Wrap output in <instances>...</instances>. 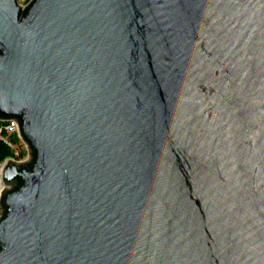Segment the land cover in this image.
Returning <instances> with one entry per match:
<instances>
[{"label": "water", "instance_id": "95a60500", "mask_svg": "<svg viewBox=\"0 0 264 264\" xmlns=\"http://www.w3.org/2000/svg\"><path fill=\"white\" fill-rule=\"evenodd\" d=\"M0 264H264V0H0Z\"/></svg>", "mask_w": 264, "mask_h": 264}, {"label": "built area", "instance_id": "2783aa9c", "mask_svg": "<svg viewBox=\"0 0 264 264\" xmlns=\"http://www.w3.org/2000/svg\"><path fill=\"white\" fill-rule=\"evenodd\" d=\"M30 1L31 0H18V4L25 7L30 4ZM13 136H15L16 140L20 143L21 150L16 149L10 156L0 162V198L3 190L6 188L1 177L4 164L10 160L22 163L30 159L29 148L21 136L18 122L13 118L0 119V143L8 147L11 152L12 149L16 148V144L12 141Z\"/></svg>", "mask_w": 264, "mask_h": 264}, {"label": "trees", "instance_id": "16d2710c", "mask_svg": "<svg viewBox=\"0 0 264 264\" xmlns=\"http://www.w3.org/2000/svg\"><path fill=\"white\" fill-rule=\"evenodd\" d=\"M12 152L8 147L4 144L0 143V162L4 160L6 157L10 156Z\"/></svg>", "mask_w": 264, "mask_h": 264}, {"label": "rangeland", "instance_id": "374dc122", "mask_svg": "<svg viewBox=\"0 0 264 264\" xmlns=\"http://www.w3.org/2000/svg\"><path fill=\"white\" fill-rule=\"evenodd\" d=\"M12 141L16 144V148L12 149V153L16 150V149H20V143L16 140L15 136L12 137Z\"/></svg>", "mask_w": 264, "mask_h": 264}]
</instances>
